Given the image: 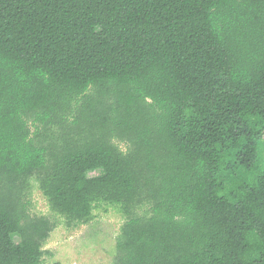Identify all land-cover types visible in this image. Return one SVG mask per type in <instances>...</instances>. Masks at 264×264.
<instances>
[{
	"label": "trees",
	"instance_id": "16d2710c",
	"mask_svg": "<svg viewBox=\"0 0 264 264\" xmlns=\"http://www.w3.org/2000/svg\"><path fill=\"white\" fill-rule=\"evenodd\" d=\"M31 180L118 207L112 264H264V0H0V264L45 263Z\"/></svg>",
	"mask_w": 264,
	"mask_h": 264
},
{
	"label": "rangeland",
	"instance_id": "374dc122",
	"mask_svg": "<svg viewBox=\"0 0 264 264\" xmlns=\"http://www.w3.org/2000/svg\"><path fill=\"white\" fill-rule=\"evenodd\" d=\"M115 143L121 150H126L123 143ZM97 175L98 171L88 173V177ZM28 198L31 202L30 214L46 216L56 223L44 245V264H112L116 239L126 220L118 207L100 203L88 224L67 228L65 220L49 209L34 180H31ZM147 211L148 207L143 205L136 213L144 215ZM14 242L17 243L18 238L15 237Z\"/></svg>",
	"mask_w": 264,
	"mask_h": 264
}]
</instances>
